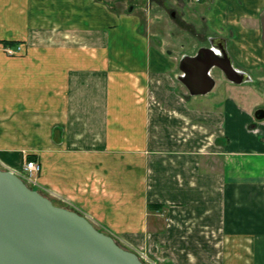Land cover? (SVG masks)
Listing matches in <instances>:
<instances>
[{"label": "crops", "instance_id": "crops-1", "mask_svg": "<svg viewBox=\"0 0 264 264\" xmlns=\"http://www.w3.org/2000/svg\"><path fill=\"white\" fill-rule=\"evenodd\" d=\"M118 1L0 0V166L39 161L44 186L157 264H264V129L179 79L219 40L259 87L264 0H142L183 24L144 51L122 28L143 8Z\"/></svg>", "mask_w": 264, "mask_h": 264}, {"label": "water", "instance_id": "water-1", "mask_svg": "<svg viewBox=\"0 0 264 264\" xmlns=\"http://www.w3.org/2000/svg\"><path fill=\"white\" fill-rule=\"evenodd\" d=\"M264 43V13L261 17ZM202 46L180 60V81L192 95L210 93L218 67L235 83L249 80L227 49ZM264 119V109L255 112ZM0 264H145L78 211L55 204L14 171L0 167Z\"/></svg>", "mask_w": 264, "mask_h": 264}, {"label": "rangeland", "instance_id": "rangeland-1", "mask_svg": "<svg viewBox=\"0 0 264 264\" xmlns=\"http://www.w3.org/2000/svg\"><path fill=\"white\" fill-rule=\"evenodd\" d=\"M129 1L131 2V4H139L138 11H140L143 8L142 10L143 13H141L143 15H141L140 12H137L138 16L140 15L139 17L141 18V22L139 20V22L137 21L133 23V21H131L130 19H126L122 26L125 33L129 35L130 37L134 36L135 34L138 35L139 39L132 41V44L134 45V48L136 50L144 51L145 48L149 46V45L144 46L142 42L140 41V38L146 41L150 40L151 45L158 48V45H159L158 39L161 36H163V34L168 36L169 32L172 33L174 30L172 21H170V27L167 23H165L166 21L173 18L174 21H176V23L180 25V27L183 26V24L180 22L181 17H180L179 11H177L175 8L170 7L168 8V10L167 9L163 10L162 9L163 7L160 9L157 6H154L152 2H146V1L143 2L142 0H129ZM209 1L210 0H206L204 6L211 4ZM120 2L121 1L119 0L116 3L119 4ZM196 4H199V3L196 2ZM163 5L164 3L161 0L160 6H163ZM172 10L175 11V15H172L171 13ZM142 18H144V21L142 20ZM171 27H172V30H170ZM200 28L195 27L193 31L195 34H198L199 39L206 41L205 39L206 36H204V34L202 33V32H206V30L203 29L204 30L203 31ZM188 39L183 36L182 32H180L179 35L172 38V43H175V45L178 48H180L179 46L186 45L187 43L191 42V40H188ZM203 43L204 41H199V40L197 41V44H203ZM15 46H16L15 48H17L20 45H15ZM215 73L211 72L214 78H216L217 75L218 76L221 75V73H216V74ZM259 76H264V74H259ZM260 80H262L261 84H259V87L258 86L256 87L254 83L250 81L247 83L236 84V83H231L228 80L219 81L217 78V84L214 90L208 93L207 95H201V97L199 98L202 100H208L207 102L211 104V107H215L217 104L223 107L227 104V102L233 101L241 109L252 113V121L254 123L253 125H255L254 127H259L261 129H264L263 127L264 119H257L255 117V112L258 109H264V88H263L264 79H260ZM240 115L241 114H238V117H240ZM37 162L41 165L39 161ZM47 192L48 193H45V194L50 196L49 198H51L53 202H55V204L60 205V206H67L69 208L78 209L77 206H75L73 202H70L67 199L61 197L60 195L55 193L51 188L48 189ZM82 213L85 214L87 217H89V219H91L94 223H98L100 226H102L94 217L84 212ZM106 232L109 234H112L111 232H108L107 230ZM112 235L118 239L120 244H123L121 241V239L123 240V238H120V236L117 237L115 234H112ZM123 241L126 242L125 240ZM144 252L148 256V259H150L151 261L154 260L152 253H150L147 250H145ZM150 260L148 262H151Z\"/></svg>", "mask_w": 264, "mask_h": 264}, {"label": "built area", "instance_id": "built-area-1", "mask_svg": "<svg viewBox=\"0 0 264 264\" xmlns=\"http://www.w3.org/2000/svg\"><path fill=\"white\" fill-rule=\"evenodd\" d=\"M22 47L18 46L17 48L14 47H7L6 50L9 54H14L17 50H20ZM41 171V165L35 160H26L24 165V171L20 173L22 178L26 181V183L32 187H37L42 191H48V188L40 182L39 174ZM140 256L145 260L149 261L148 256L145 254L144 251L139 250ZM151 261V260H150ZM154 263L153 261H151Z\"/></svg>", "mask_w": 264, "mask_h": 264}, {"label": "flooded vegetation", "instance_id": "flooded-vegetation-1", "mask_svg": "<svg viewBox=\"0 0 264 264\" xmlns=\"http://www.w3.org/2000/svg\"><path fill=\"white\" fill-rule=\"evenodd\" d=\"M218 41V48H217V50L219 51V50H223L224 49V46L222 45V43L219 41V40H217ZM208 46H212V45H214V41H211L210 40V42L208 41ZM219 53H221L220 51H219ZM220 69V68H219Z\"/></svg>", "mask_w": 264, "mask_h": 264}, {"label": "trees", "instance_id": "trees-1", "mask_svg": "<svg viewBox=\"0 0 264 264\" xmlns=\"http://www.w3.org/2000/svg\"><path fill=\"white\" fill-rule=\"evenodd\" d=\"M5 44H6V46L7 45H14V42H5ZM156 207H160L159 205H157V206H154V205H149V208L151 209V210H155L154 208H156Z\"/></svg>", "mask_w": 264, "mask_h": 264}]
</instances>
